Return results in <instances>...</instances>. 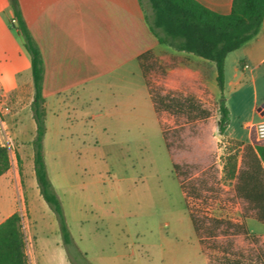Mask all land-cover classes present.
<instances>
[{
	"label": "rangeland",
	"instance_id": "rangeland-1",
	"mask_svg": "<svg viewBox=\"0 0 264 264\" xmlns=\"http://www.w3.org/2000/svg\"><path fill=\"white\" fill-rule=\"evenodd\" d=\"M147 2L142 0L144 6ZM64 7L65 30L76 31L80 66L76 86L62 93L63 101L51 102L54 113L48 115L43 150L71 233L67 248L59 227H53L55 213L40 208L30 178L22 171L23 161L26 171L33 163L26 122L29 97L24 93L17 99L0 86L6 94L0 98V140L11 158L0 175V218L9 204L22 215L28 264H206L204 254L212 264L235 259L262 264L264 223L244 218L235 177L227 171L234 155L237 167L242 154L250 161L251 149L244 148V139L220 132L218 99L206 87L205 67L198 77H185L175 88L171 81L180 74L155 62L148 70L153 95L192 94L204 111L187 117L162 109L156 115L133 55L137 41L131 42L128 53L122 35H112L106 12L110 0H65ZM17 110L22 111L21 124L10 117ZM160 125L181 131L174 160L194 168L186 196L202 224L198 232ZM16 129L23 131L17 135ZM252 130L256 135L255 126ZM27 201L37 222L30 218ZM211 218L245 221L249 233L206 223Z\"/></svg>",
	"mask_w": 264,
	"mask_h": 264
},
{
	"label": "trees",
	"instance_id": "trees-1",
	"mask_svg": "<svg viewBox=\"0 0 264 264\" xmlns=\"http://www.w3.org/2000/svg\"><path fill=\"white\" fill-rule=\"evenodd\" d=\"M147 1L150 11L145 14V19L150 31L160 42L215 62L216 80L221 91L218 98L219 117L217 124L220 132H224L229 123V109L224 95L225 57L228 52L238 48L258 32L264 17V0H233L230 11L226 13L211 9L198 0ZM10 4L13 10L11 24L22 36L23 46L29 55L34 87L33 98L30 103L36 124L35 133L31 140L34 173L41 195L56 215L62 242L67 248L71 243V233L61 199L49 177L43 150V140L46 133L43 57L40 47L27 25L18 0H10ZM137 60L156 115L162 109L175 114L183 112L187 117H193L203 111L200 100L192 94L181 95L179 91H176L177 94L175 95L166 93L153 95L148 75L149 68L155 63L153 54L150 50H146L137 55ZM160 127L170 155L172 168L184 189L185 203L192 225L198 232L199 226L202 224L189 209L186 196L189 188H191L189 180L192 176L189 175L194 168L187 162L179 164L174 160L175 148L179 147L177 141L180 140L181 134L179 135V133L181 131L176 127L169 129L161 125ZM247 147L251 149L250 161H246L242 154L237 167L234 155L232 161L228 162L227 171L230 177H235L234 190L244 205V218L252 217L264 223V140L257 139L252 129L248 141L244 144V148ZM180 151L183 152V148ZM17 157L20 160L19 155ZM10 165L11 158L8 147L0 140V175L6 172ZM246 210L247 214H245ZM21 220L20 213L15 210L0 221V264H28L27 237ZM206 223L216 224V226H232L233 231L236 232L241 227L246 233H249L245 221L237 224L222 218H211ZM205 227L209 228V225ZM198 240L202 243L203 237L199 235ZM207 261L208 264H212L208 255ZM227 261L229 260L227 259ZM229 262L231 264H258V262L245 263L239 259Z\"/></svg>",
	"mask_w": 264,
	"mask_h": 264
},
{
	"label": "crops",
	"instance_id": "crops-1",
	"mask_svg": "<svg viewBox=\"0 0 264 264\" xmlns=\"http://www.w3.org/2000/svg\"><path fill=\"white\" fill-rule=\"evenodd\" d=\"M96 1L101 3L104 0ZM198 1L211 9L226 13L230 11L233 0ZM18 2L43 57V93L47 133L49 112L54 113L51 102L63 101L62 93L72 90L77 84V68L80 66V61L77 56L76 31H72L71 28L65 30L63 22L65 0H18ZM110 2L111 10L106 12L112 35H122L123 42L128 45V53L131 42L135 40L138 43L137 49L133 52L136 59L138 54L150 50L157 66L180 74V79L171 81L175 88H178L181 79L185 77H198L204 72L205 67L206 87L210 95L217 99L220 97L221 91L216 80L215 62L160 42L150 31L145 19V14L150 11L148 2L147 6L143 5L142 0H110ZM12 16L10 0H0V86L8 94H15L17 99L21 98L24 93L29 97L26 122L28 139L32 143L36 124L30 105L34 92L30 59L24 49L22 36L11 24ZM224 69V95L229 109V123L225 130L228 134L247 142L252 127L264 120V17L260 29L252 38L226 54ZM22 116L21 110L10 114V117L17 118L16 122L20 124ZM22 131V129H16V134ZM28 153L33 159V146ZM19 158L21 160L20 155ZM46 165L48 170L47 162ZM22 171L26 172L27 178H30H28L29 182L35 191L34 200L40 208L48 212L52 210L39 191L36 177L33 179V175L35 176L33 163L30 170L26 171L23 161ZM27 205L31 220L37 222L36 216L31 215L28 201ZM15 210L17 208L14 204H9L6 215L1 217L0 221ZM52 223L53 227L58 230L57 219L55 221L52 218ZM204 256L205 263L208 264L207 257L205 254Z\"/></svg>",
	"mask_w": 264,
	"mask_h": 264
},
{
	"label": "built area",
	"instance_id": "built-area-1",
	"mask_svg": "<svg viewBox=\"0 0 264 264\" xmlns=\"http://www.w3.org/2000/svg\"><path fill=\"white\" fill-rule=\"evenodd\" d=\"M5 95L6 94L3 91H0V98H4ZM2 112H3V109L0 108V113H2ZM3 121L4 120L0 117V123H2ZM255 131H256L257 138L264 140V120H261L255 124ZM21 217H22V215H21Z\"/></svg>",
	"mask_w": 264,
	"mask_h": 264
}]
</instances>
